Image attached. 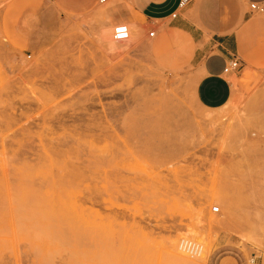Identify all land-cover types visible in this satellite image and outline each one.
Masks as SVG:
<instances>
[{"label":"rangeland","instance_id":"rangeland-1","mask_svg":"<svg viewBox=\"0 0 264 264\" xmlns=\"http://www.w3.org/2000/svg\"><path fill=\"white\" fill-rule=\"evenodd\" d=\"M134 1L0 0V264H264V60L205 106Z\"/></svg>","mask_w":264,"mask_h":264},{"label":"crops","instance_id":"crops-1","mask_svg":"<svg viewBox=\"0 0 264 264\" xmlns=\"http://www.w3.org/2000/svg\"><path fill=\"white\" fill-rule=\"evenodd\" d=\"M253 1L264 4V0H191L177 8L178 0L134 2L151 18L171 16L169 24L189 35L195 44V94L203 105L218 107L231 94L230 60L236 58L240 68H257L264 60V11L251 9ZM174 10L178 11L172 16Z\"/></svg>","mask_w":264,"mask_h":264},{"label":"built area","instance_id":"built-area-1","mask_svg":"<svg viewBox=\"0 0 264 264\" xmlns=\"http://www.w3.org/2000/svg\"><path fill=\"white\" fill-rule=\"evenodd\" d=\"M107 0H99V2H105ZM191 0H178L177 3V8H182L183 6H185L187 3H189ZM250 7L251 9L258 11V12H263L264 11V4L263 3H259V2H251L250 3ZM178 10H174L171 12L172 16H175ZM128 32L129 29L127 28V23L126 22H117L116 24H114L113 29H112V37L115 40H125L127 39L128 36ZM147 35L149 37H153L155 35V30L154 29H150L147 33ZM238 60L236 58L231 59L229 62V65L227 67V70L235 68L238 65ZM211 209L213 211H218L219 210V206L218 205H213L211 207ZM184 247H186L187 249L192 248L193 247V243L189 240H184L183 242ZM248 264H258V262L256 261V257L254 255L251 256L249 263Z\"/></svg>","mask_w":264,"mask_h":264},{"label":"bare ground","instance_id":"bare-ground-1","mask_svg":"<svg viewBox=\"0 0 264 264\" xmlns=\"http://www.w3.org/2000/svg\"><path fill=\"white\" fill-rule=\"evenodd\" d=\"M127 28H128V24H127ZM129 35H130V30H129V32H128V36H129ZM128 38H129V37H128ZM128 38H127V39H128ZM125 40H126V39H125ZM228 203L230 204L231 202L228 201ZM215 221H216V222H221V219H215ZM222 221H223V220H222ZM224 223H226V222H224ZM179 241H180V239H179ZM180 242H181V241H180ZM173 249H174V248H173ZM190 251H191V250H189V251L187 250V252H190ZM192 251H193V250H192ZM199 255H200V254H199ZM170 256H171V255H170ZM174 256L176 257V259L174 260V259L172 258V259H173V260L171 259L172 263L175 262V264H176V260H178L179 262L177 261V263L181 264V263H182V260H183L184 257H180V256H176V255H174ZM177 258H178V259H177ZM181 258H182V259H181ZM98 259H99V258H98ZM173 261H174V262H173ZM189 263H191L190 260H189Z\"/></svg>","mask_w":264,"mask_h":264}]
</instances>
